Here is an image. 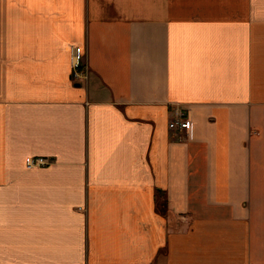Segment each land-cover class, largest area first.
Here are the masks:
<instances>
[{
    "label": "crops",
    "instance_id": "1",
    "mask_svg": "<svg viewBox=\"0 0 264 264\" xmlns=\"http://www.w3.org/2000/svg\"><path fill=\"white\" fill-rule=\"evenodd\" d=\"M5 6L0 264H264V0Z\"/></svg>",
    "mask_w": 264,
    "mask_h": 264
},
{
    "label": "built area",
    "instance_id": "2",
    "mask_svg": "<svg viewBox=\"0 0 264 264\" xmlns=\"http://www.w3.org/2000/svg\"><path fill=\"white\" fill-rule=\"evenodd\" d=\"M72 72L71 77L85 76V72L81 69L82 64L80 62V52L79 49H74L72 58ZM189 115L187 110L179 104H175L170 111V116L168 120V127L173 130L187 129L189 127ZM46 160L43 157L29 158L27 160V165H36L45 163Z\"/></svg>",
    "mask_w": 264,
    "mask_h": 264
},
{
    "label": "rangeland",
    "instance_id": "3",
    "mask_svg": "<svg viewBox=\"0 0 264 264\" xmlns=\"http://www.w3.org/2000/svg\"><path fill=\"white\" fill-rule=\"evenodd\" d=\"M9 1H10V3H11V1H12V3H14V1H16V0H0V14L1 15L4 13V8H9V7L5 6V4H8Z\"/></svg>",
    "mask_w": 264,
    "mask_h": 264
}]
</instances>
